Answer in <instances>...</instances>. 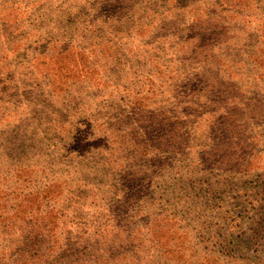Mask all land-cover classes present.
<instances>
[{"label": "trees", "instance_id": "1", "mask_svg": "<svg viewBox=\"0 0 264 264\" xmlns=\"http://www.w3.org/2000/svg\"><path fill=\"white\" fill-rule=\"evenodd\" d=\"M164 1L0 0V264L238 263L179 249L195 189L222 197L264 174V156L233 146L264 136V49L236 64L227 45L264 39V0ZM250 192L261 216L264 184ZM234 233L228 252L264 247Z\"/></svg>", "mask_w": 264, "mask_h": 264}, {"label": "rangeland", "instance_id": "2", "mask_svg": "<svg viewBox=\"0 0 264 264\" xmlns=\"http://www.w3.org/2000/svg\"><path fill=\"white\" fill-rule=\"evenodd\" d=\"M153 4L157 5L158 10L165 9L173 5L172 1L170 3L169 1L165 3L164 0H154ZM174 24L177 27V31H179L183 35V38L189 37L192 30L191 28H189L190 24L188 22L183 24L179 21H176L174 22ZM124 37V34L118 35L116 37V42L119 41L120 43H123ZM113 38L114 37H110L111 40ZM172 38L173 37H171V39ZM168 40L169 35L167 36L166 41H164V43L162 44L163 49H165V44ZM257 40H259V42H257ZM257 40H249L247 38V35L244 34L243 39L238 40L237 42H234L235 40L229 42V44H227L228 46L236 43V46L242 50L236 58H232L231 60L235 61L237 64V62L243 60L242 54L244 52H249L250 50H253L255 48L264 49V39L260 37ZM157 41L158 33L154 31V33L148 37L146 43L147 46H152L153 44L158 43ZM249 62L250 64H252V60H249ZM251 66H247L245 68V72H247V69L254 70V68L252 69ZM83 82L84 80H82V78L71 81L73 88L76 87L78 89H82L83 87H85ZM85 95L83 96L84 99H86ZM21 97L22 95L18 96L17 98L15 97L14 99H18L21 103V99H19ZM61 117L62 116L59 114H55L52 117L49 116L51 124L58 125L60 123ZM247 121L248 119H246V122ZM238 122H241L240 118L238 119ZM255 129L259 130L261 134L264 135V125L256 124ZM10 131L14 132L11 133L8 138L15 142L20 152L27 153V148L24 146V143L31 141L32 138H30L29 136H23L22 134L18 135L15 132V129H9V132ZM248 136V134H244L243 136H240L236 141H234V150L240 151V149L243 147V150L245 149V151H248L252 155L261 154L262 156H264V136L262 141L256 143L254 147L248 146L249 143H253L251 142V139H248ZM21 142L23 143V147H20ZM262 161L263 158H261L260 161L257 162V164L261 163ZM89 162L94 163L91 160H89ZM64 172L67 175V171ZM220 176L221 175L216 178L214 177V179L211 181L212 185L218 182H220V184L227 183V180L224 179L223 176L222 178H220ZM11 184L12 183L10 182L6 185L9 186ZM261 184H264V174L252 172L249 176L243 178V182L240 186L238 184L232 186L229 194L222 197H220L221 195L218 192H210L211 194L209 193L205 195L204 192H199L198 189H195L194 192L191 193V195L188 197L195 202L194 210L188 216L183 218V220L185 221V219L189 217L191 226L189 228L190 234L188 235V239L193 246L191 249L185 250V248L187 249L188 247L184 245L179 250L185 252L186 255H190L192 254V252L195 253L196 255H198L197 258H199H195V260L197 261L201 260L204 255L210 257L217 256L221 251L222 254L230 253L229 256H232V258L236 260V263L238 262L237 264H264V247L258 246V243L249 245V249L244 247V250H239L237 253L235 251L228 252V250H225L227 243L225 245L224 243L220 244L222 240L221 235L225 231H228L230 228L234 230L235 237L244 234L245 236H251L254 240H257L263 235L264 227L262 228L257 224L252 223V219L255 218L258 220H262L264 226V213L261 214V216L258 215V206L256 204V199L258 200L260 199V197L254 199L250 192L251 190L256 191ZM244 187H247L248 189L243 190ZM221 198L224 202L222 206L226 205L227 207L221 208ZM186 222H188V220ZM173 263L181 264V262L174 261Z\"/></svg>", "mask_w": 264, "mask_h": 264}]
</instances>
